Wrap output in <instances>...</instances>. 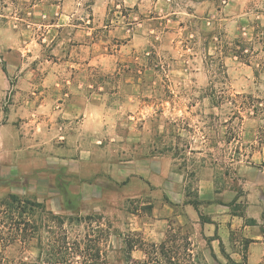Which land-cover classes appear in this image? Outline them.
I'll return each mask as SVG.
<instances>
[{
    "label": "crops",
    "instance_id": "crops-1",
    "mask_svg": "<svg viewBox=\"0 0 264 264\" xmlns=\"http://www.w3.org/2000/svg\"><path fill=\"white\" fill-rule=\"evenodd\" d=\"M118 1L117 6L136 13L166 10L173 22L179 12L205 18L219 5V0ZM110 2L29 4V20L39 19L45 27L41 43L57 56L43 57L47 67L12 74L17 79L8 122L0 130V150L6 149L15 164L29 156L31 165L17 172L16 182L54 190L50 194L75 213L117 216L125 264H167L163 245L172 250L175 264H264V151L250 162L241 183L240 174L223 172L204 148H184L173 136L159 138L140 128L138 115L123 118L115 129L110 124L111 98L96 100L95 93L111 94L107 79L116 71L115 54H97L90 38L95 29L90 15L107 12ZM246 5L247 0H232L228 9L241 12ZM10 8L9 0H0V28L5 23L1 9ZM81 32L83 39L77 38ZM98 59L104 61L105 75L99 85L93 67ZM118 73L122 79L126 71ZM119 87L125 94L140 89L127 83V75ZM90 186L98 188L97 195ZM111 236L108 232L107 239ZM127 239L141 240L142 246L129 251Z\"/></svg>",
    "mask_w": 264,
    "mask_h": 264
},
{
    "label": "rangeland",
    "instance_id": "rangeland-1",
    "mask_svg": "<svg viewBox=\"0 0 264 264\" xmlns=\"http://www.w3.org/2000/svg\"><path fill=\"white\" fill-rule=\"evenodd\" d=\"M9 1V11L1 9L5 23L0 28V130L8 122L7 113L13 102L12 87L17 78L12 74L24 68L47 67V63L41 64L43 57L57 56L47 44L41 43L45 33L41 21L29 20L27 8L35 0ZM231 1L219 0L218 12H209L205 18L179 12L174 15L175 22L166 10L136 13L117 6L118 0L109 3L111 9L107 12L91 15L86 12L83 17L95 18V29L90 35L96 41L95 52L115 54L112 70L116 71L111 79L106 75L111 94L104 98L95 93L96 100L111 98L113 106L106 115L111 117L113 129L120 126L123 118L138 115L140 128L159 138L173 136L184 148H204L208 159L217 160L225 173L240 174L242 183L250 162L259 159L264 151V143L258 137L261 120L249 115L237 102L238 94L255 97L264 94V72L260 66L264 56V0H247L241 12L229 11ZM77 38L83 39V33ZM238 43H248L240 55L234 51L242 50ZM78 52L83 50L79 48ZM31 56L36 59L33 61ZM247 59L251 65L245 62ZM93 67L95 83L104 84V61L98 59ZM120 69L126 71L128 84L140 85L137 93L119 91L121 82L125 83V76L121 79L118 73ZM9 156L6 149L0 150V201L10 193L36 196L55 213L72 219L65 224V232L43 231L44 262L49 260L47 253L54 235L57 244L67 242L68 249L57 256H64L68 264H83L87 257L75 251L89 252L92 247L100 250L99 264H125L117 216L81 215L54 198L50 194L54 190L30 182L27 186L17 183V172L31 170L30 158L22 155L20 163L15 164ZM89 189L93 195L99 192L95 186ZM108 232L114 236L107 239ZM35 242L27 248L20 245L5 248L1 253L3 263L33 264L37 255ZM78 243L80 249L76 247Z\"/></svg>",
    "mask_w": 264,
    "mask_h": 264
},
{
    "label": "trees",
    "instance_id": "trees-1",
    "mask_svg": "<svg viewBox=\"0 0 264 264\" xmlns=\"http://www.w3.org/2000/svg\"><path fill=\"white\" fill-rule=\"evenodd\" d=\"M242 50L235 49L237 55L244 51L248 43L240 45ZM247 58L249 55L246 54ZM251 65V60L245 61ZM261 72H264V56L260 59ZM237 102L240 103V107L243 110H248V114L252 117H259L262 124L258 128V137L261 142L264 143V94L262 97H255L251 94H238ZM67 221H72L71 217H65L61 214H57L49 209L42 201L34 198L21 196L17 193H10L6 198L0 201V264H4L1 258V253L5 248L13 245H20L23 248L36 240L35 247L37 249V255L33 264H68L67 259L58 257L57 255L64 252L68 247L63 244H57V239L53 235V242L49 246V260L43 261V231H47L51 234H56L58 231L65 232V224ZM100 229V226H97ZM90 240V239H89ZM55 241V242H54ZM95 244V243H94ZM76 245V244H74ZM73 245V246H74ZM142 246L141 240L127 239V248L131 251L135 246ZM149 247L154 249V244H149ZM77 249H80V243L77 244ZM69 249H73L72 246ZM86 251V249H85ZM77 255L82 256L85 254L87 260L83 264H99L100 250L96 247L84 252V250L75 251ZM161 253L165 257L167 264H175L172 261V250L167 249L166 245L161 246ZM135 262V261H134ZM23 262L22 264H24ZM26 264V263H25Z\"/></svg>",
    "mask_w": 264,
    "mask_h": 264
}]
</instances>
